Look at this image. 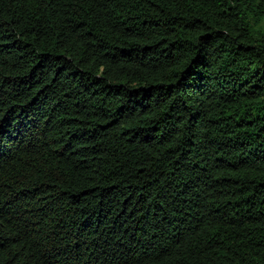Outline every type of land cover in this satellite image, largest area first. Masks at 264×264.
Here are the masks:
<instances>
[{
  "label": "trees",
  "instance_id": "1",
  "mask_svg": "<svg viewBox=\"0 0 264 264\" xmlns=\"http://www.w3.org/2000/svg\"><path fill=\"white\" fill-rule=\"evenodd\" d=\"M0 264H264V0H0Z\"/></svg>",
  "mask_w": 264,
  "mask_h": 264
}]
</instances>
